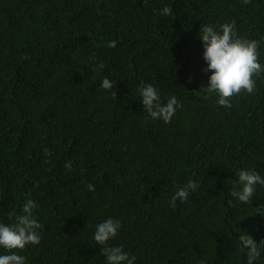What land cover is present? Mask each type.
Listing matches in <instances>:
<instances>
[{
  "label": "trees",
  "instance_id": "16d2710c",
  "mask_svg": "<svg viewBox=\"0 0 264 264\" xmlns=\"http://www.w3.org/2000/svg\"><path fill=\"white\" fill-rule=\"evenodd\" d=\"M232 22L264 66V0H0V222L37 203L26 264H106L93 236L108 218L134 264H246L238 238L264 239V186L252 204L230 193L239 170L264 177V73L231 108L192 95L211 75L201 25ZM141 82L183 104L170 123L147 116Z\"/></svg>",
  "mask_w": 264,
  "mask_h": 264
},
{
  "label": "clouds",
  "instance_id": "9594fccd",
  "mask_svg": "<svg viewBox=\"0 0 264 264\" xmlns=\"http://www.w3.org/2000/svg\"><path fill=\"white\" fill-rule=\"evenodd\" d=\"M244 5L250 3V0H242ZM171 8L165 6L161 15L171 14ZM198 38L203 43V60L207 67L204 72H210L206 86H202L192 95L199 96L201 92L206 94L205 98L217 97L216 103L225 108L232 107V98L239 96L242 92L252 94L255 91L254 76L264 73V66L258 61V46L260 41L248 40L239 36L236 32L235 22L224 23L217 26L203 24L201 25ZM108 47H115L116 42L111 41ZM103 64L99 65L102 69ZM114 83L107 77L103 79L101 87L113 91ZM142 105L147 116L153 120H162L165 124L170 123L177 109L182 108L176 96H171L166 103L161 102L158 90L152 84L141 82L137 89ZM46 155L50 151L44 148ZM65 167L71 171V163ZM237 179L233 181L231 196L242 204H252L253 196L256 192V186H264V177L254 170H239ZM199 184L195 180L188 181L184 186L179 187L171 197L169 206L175 208L176 201L184 202L191 192L195 191ZM89 191H95V186L87 185ZM231 203V201L229 202ZM38 207L32 199H26L21 207L20 214L9 213L10 223L0 222V248L6 254L0 255V264H26V257L18 254L28 245H38L41 242L40 229L42 225L37 222L34 216V209ZM257 214L264 216V209L257 207ZM121 224L119 220L108 218L96 225L93 239L100 246V254L105 258L106 264H134L135 256H129L122 247L113 246L109 241L116 238ZM240 250L246 254V264H256L262 257L264 250V239L257 242L252 235L243 231L239 235ZM199 264H204L200 261Z\"/></svg>",
  "mask_w": 264,
  "mask_h": 264
}]
</instances>
